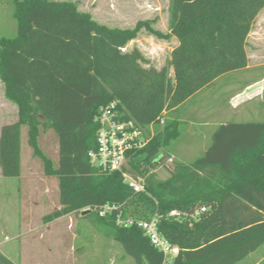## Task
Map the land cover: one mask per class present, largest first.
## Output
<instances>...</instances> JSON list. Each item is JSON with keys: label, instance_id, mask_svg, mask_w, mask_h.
<instances>
[{"label": "trees", "instance_id": "trees-1", "mask_svg": "<svg viewBox=\"0 0 264 264\" xmlns=\"http://www.w3.org/2000/svg\"><path fill=\"white\" fill-rule=\"evenodd\" d=\"M16 33L0 38V81L17 108V120L0 129V174L19 178L20 131L58 180L60 208L45 223L89 210L136 264L162 261L135 224L155 220L158 234L180 254L170 264H238L264 245V122L219 125L201 157L174 162L169 177L151 171L179 135L180 122L163 112L176 109L225 74L246 68V40L264 0H171L168 33L138 22L133 29L107 28L73 2L11 0ZM176 46L165 66H142L140 53L122 52L140 29ZM172 70V72H171ZM172 74V75H171ZM117 104L121 119L145 131L148 143L129 153L131 172L144 178L134 193L117 172L91 165L101 107ZM149 136L150 125L159 126ZM40 129L57 137V162L38 146ZM116 205L100 217L96 210ZM205 208L195 218L190 215ZM179 217H171V211ZM151 251L149 253L147 249ZM0 264H14L0 253Z\"/></svg>", "mask_w": 264, "mask_h": 264}, {"label": "rangeland", "instance_id": "rangeland-1", "mask_svg": "<svg viewBox=\"0 0 264 264\" xmlns=\"http://www.w3.org/2000/svg\"><path fill=\"white\" fill-rule=\"evenodd\" d=\"M73 2L81 12L90 14L92 19L107 28L133 29L138 22H149V26L168 33L169 7L171 0H51ZM11 0H0V38L12 37L16 33V22L12 17ZM252 42L259 43L256 49L248 51L251 65L264 63V9L255 22ZM255 38V40L253 39ZM254 43V42H253ZM176 46L173 38L159 39L141 28L136 38L130 41L122 52L136 49L145 68L161 69L166 65L170 50ZM262 80L263 94L260 99L246 106L240 115L243 119L264 122V66L251 72H234L219 78L215 84L191 97L178 111L179 135L166 150H162L151 173L157 181L166 180L174 162L189 164L202 156L211 144L214 121L210 120L207 109L226 107L234 90L246 81ZM237 78L236 84L229 83ZM226 109V111H227ZM208 112V113H207ZM190 113L189 116H187ZM188 117V118H187ZM239 115L233 117L236 122ZM17 120L16 106L4 96L0 81V125H8ZM159 126L148 127L149 136H154ZM21 172L19 178H4L0 174V230L6 229V236H19L23 264H136L125 254L122 247L113 240L111 231L96 221L94 214H70L49 223L43 217L60 208L58 180L45 175L41 160L34 156L27 144L26 127L20 131ZM38 146L42 153L57 162L58 141L53 131L40 129ZM173 156V162L168 163ZM128 165V164H127ZM132 174L135 177H143ZM47 229V231H46ZM3 240V238H0ZM16 244L17 243L11 242ZM15 249V250H16ZM147 249V248H146ZM18 251V249H17ZM149 253L151 251L147 249ZM16 252V251H15ZM20 253V251H19ZM18 252H16V255ZM151 255H153L151 253ZM153 261L158 263L156 257ZM264 264V245L251 254L241 264ZM161 264V263H160Z\"/></svg>", "mask_w": 264, "mask_h": 264}, {"label": "built area", "instance_id": "built-area-1", "mask_svg": "<svg viewBox=\"0 0 264 264\" xmlns=\"http://www.w3.org/2000/svg\"><path fill=\"white\" fill-rule=\"evenodd\" d=\"M96 121L99 126L96 134V149L88 154L91 165L101 173H119L123 183L134 193L144 192V179L132 174L129 165H127V155L142 149L148 143L149 138L146 137L145 131L133 121L122 120L115 102L101 107ZM167 162L172 163L173 157H168ZM112 211H119V207L104 205L96 210V213L103 217ZM203 212H205V208L196 210L190 217L195 218ZM119 216L120 214L117 216L116 222L118 225L127 227L135 224L142 230L149 246L161 255V264H170L179 256L180 249L171 245L158 234L155 220L149 222L121 220ZM170 216L179 217L180 213L174 210L170 212Z\"/></svg>", "mask_w": 264, "mask_h": 264}, {"label": "crops", "instance_id": "crops-1", "mask_svg": "<svg viewBox=\"0 0 264 264\" xmlns=\"http://www.w3.org/2000/svg\"><path fill=\"white\" fill-rule=\"evenodd\" d=\"M262 10L256 16L255 22L259 18V15L261 14ZM255 22H254V24L252 26V29H251L248 37H247V40H246L247 45L245 47V51H246L247 57H248V51L251 52L252 50L256 49L255 54H258V52H259V50H257V48L260 47L259 43L258 44L255 43V42H258L257 39L255 40V38H253L255 40V41H253L254 43L252 42V39H251L253 37V34H255L253 32V28L255 27ZM176 44H177V42H176ZM171 51H172V49L170 50V52ZM259 66H264V63L261 64V65H257V66L251 65L250 62H249V58H248V64H247L246 68H244L242 70H239V71L248 73V72H251V71L255 70ZM239 71H234V72H239ZM171 72H172V70H171ZM234 72H231V73H228V74H233ZM225 75H223V76H225ZM223 76H220L219 78H221ZM219 78L214 80L211 84H209L205 88H208V87L212 86V84H215V82H217V80ZM262 80H263L262 77H260L256 81L246 80L242 84L241 87H239L236 90H234V94L231 96V98H230V100H229V102L227 104L229 106L228 109L226 107L224 108V107H220L218 105L219 108L217 110H214L213 109V104H212V108L211 109H207L208 112H210L208 117L210 116L209 119L214 121L215 129L221 124L232 122L233 117H236L237 115H239V118H237L239 120L236 121L237 123H239V122H257V120L249 119L248 118L249 116H246V114H245L246 119L241 118V117L244 116V114L240 115V112L243 111L246 106H248V105L252 104L253 102H255V100L260 99V97L263 94V90H262V87H261ZM237 82H238L237 78H232L229 83L236 84ZM205 88H203V89H205ZM202 90H200V91H202ZM199 92H197L196 94H198ZM186 102H184L182 105H180L176 109H173V110H170V111H167V112L164 111L163 112V116H166V118H168V119H176V120L179 121V117H178L177 111L181 107H183ZM226 109H227V111H226ZM189 115H190V113L187 116H189ZM1 127H2V125H0V129H1ZM215 129H214V131H215ZM213 132H211V136H212ZM170 153L171 152L168 151V154H170ZM170 157H173V156H171V154H170ZM4 231H6V229H3L2 231L0 230V238H3V240L0 239V253H2L8 260H10L14 264H23V263H21L22 261L18 260V258L22 256L21 249L19 250V248L21 247V239H22V237L19 238V236H13V237L6 236L4 234ZM46 231H47V229H46ZM11 242H16L17 243L18 251L16 249V244L15 243L13 244ZM15 251L18 252L17 255H16ZM19 251H20V253H19ZM245 260H243V261H245ZM242 262H240L238 264H241ZM252 264H257V263L254 261V262H252Z\"/></svg>", "mask_w": 264, "mask_h": 264}, {"label": "water", "instance_id": "water-1", "mask_svg": "<svg viewBox=\"0 0 264 264\" xmlns=\"http://www.w3.org/2000/svg\"><path fill=\"white\" fill-rule=\"evenodd\" d=\"M89 213H90L89 210H85V211L82 212V215L85 216V215H87V214H89Z\"/></svg>", "mask_w": 264, "mask_h": 264}]
</instances>
